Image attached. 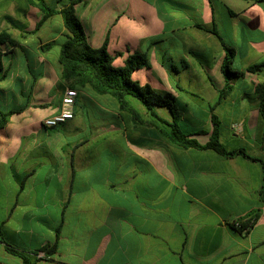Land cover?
Returning a JSON list of instances; mask_svg holds the SVG:
<instances>
[{"label":"crops","instance_id":"crops-1","mask_svg":"<svg viewBox=\"0 0 264 264\" xmlns=\"http://www.w3.org/2000/svg\"><path fill=\"white\" fill-rule=\"evenodd\" d=\"M68 1L44 0L55 12ZM36 2L0 0V33L16 42L3 49L0 82V114L11 113L0 129V264H22L8 249L34 264H264L259 162L177 147L161 122H172L168 110L153 115L132 98L122 108L90 88L76 90L72 120L42 126L68 88L58 62L68 32L59 14L38 27ZM74 10L88 45H105L114 67L146 53L132 77L184 105V134L206 144L215 116L226 149L264 162L254 91L264 67L220 97L222 43L235 70L264 65V1L79 0ZM54 242L53 256H33Z\"/></svg>","mask_w":264,"mask_h":264},{"label":"trees","instance_id":"trees-1","mask_svg":"<svg viewBox=\"0 0 264 264\" xmlns=\"http://www.w3.org/2000/svg\"><path fill=\"white\" fill-rule=\"evenodd\" d=\"M37 8L42 11L43 17L38 27L49 17L59 14L68 35L61 45L59 52L60 80L74 90L90 88L97 95H108L115 99L120 107H126V99L132 98L139 102L147 111L153 113V108H163L169 111L172 122L161 121L170 128L167 134L168 139L177 147L182 149L211 150L217 155L225 158L242 156L246 159L259 162L263 170V182L260 188V195L264 199V162L249 156L245 149L228 150L220 142L219 123L215 116H211L212 131L206 144L200 145L192 135L184 134L177 126V121L181 117L184 105H181L172 94H158L148 84H140L134 80L132 75L137 70L147 67L146 53H135L126 60L125 66L116 68L112 64V57L108 54L105 45L99 49L91 48L86 40L82 25L75 15L74 5L79 0H69L59 12H55L48 7L44 0H36ZM264 0H258L263 2ZM199 29L203 28L198 26ZM216 34L214 30H211ZM16 42L6 32L0 33V82L5 79V72L2 64L3 49L15 47ZM224 48V59L221 65V72L225 85L220 92V97H224L233 88L234 83L245 77L246 73H256L264 65H253L246 71H239L233 68L235 51L222 43ZM257 100L258 111L261 117L264 116V80L255 85L254 88ZM11 113L0 114V129L7 123ZM158 120H161L157 116ZM55 128V127H54ZM53 129V128H49ZM204 134L203 131L197 135ZM262 145V144H261ZM263 148V146H261ZM57 242L43 247L40 251L34 252L37 256L42 252L43 256L50 257L56 253ZM8 251L20 258L22 264H34L31 257L16 253L12 249Z\"/></svg>","mask_w":264,"mask_h":264},{"label":"built area","instance_id":"built-area-1","mask_svg":"<svg viewBox=\"0 0 264 264\" xmlns=\"http://www.w3.org/2000/svg\"><path fill=\"white\" fill-rule=\"evenodd\" d=\"M77 97V91L71 88H66L63 92V96L59 106V112L42 122V126L45 128H54L58 125L64 124L65 122L73 119L74 114V104L75 99ZM231 129L233 131L239 132L241 130V125L234 123L231 125ZM242 221H237L234 224L235 228L241 227ZM253 223V219H251L250 224ZM247 229H244V231Z\"/></svg>","mask_w":264,"mask_h":264},{"label":"rangeland","instance_id":"rangeland-1","mask_svg":"<svg viewBox=\"0 0 264 264\" xmlns=\"http://www.w3.org/2000/svg\"><path fill=\"white\" fill-rule=\"evenodd\" d=\"M195 65H196V64H195ZM233 68L235 69L234 64H233ZM194 71L196 72L197 69L194 68ZM79 103H80L81 107L83 108V110H84L85 112H88V113H89V112L92 110V107H91V105H90L88 102H85V101L81 102V101H79ZM90 118H91V117H89V119H90ZM39 170H41V169H39Z\"/></svg>","mask_w":264,"mask_h":264}]
</instances>
